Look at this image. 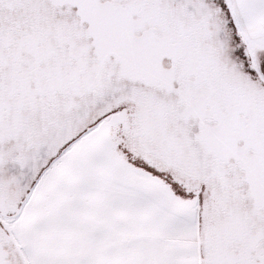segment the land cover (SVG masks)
<instances>
[{
	"label": "snow or ice",
	"instance_id": "6c2138e0",
	"mask_svg": "<svg viewBox=\"0 0 264 264\" xmlns=\"http://www.w3.org/2000/svg\"><path fill=\"white\" fill-rule=\"evenodd\" d=\"M0 264H264V0H0Z\"/></svg>",
	"mask_w": 264,
	"mask_h": 264
}]
</instances>
